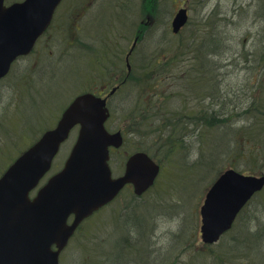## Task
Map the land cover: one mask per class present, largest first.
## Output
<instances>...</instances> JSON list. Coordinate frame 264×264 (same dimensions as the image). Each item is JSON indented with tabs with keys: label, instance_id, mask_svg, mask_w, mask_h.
<instances>
[{
	"label": "rangeland",
	"instance_id": "1",
	"mask_svg": "<svg viewBox=\"0 0 264 264\" xmlns=\"http://www.w3.org/2000/svg\"><path fill=\"white\" fill-rule=\"evenodd\" d=\"M15 1L22 0L7 3ZM183 6L190 10V22L182 34L174 35L172 21ZM158 10L154 24L139 37L142 39L136 47L134 76L147 80L152 75L150 62L155 63V59L167 52L172 55L181 52L180 67L173 70L175 77L168 76L162 86L152 82L148 87L143 81L132 79L112 96L109 105L112 117L107 125L111 132L133 133V121L148 106L155 87L169 94L164 115L179 112L190 117L186 118L187 122H197L193 118L210 111L213 101L207 95L218 100L225 91L231 104H241L245 100L244 91L263 73L264 58L260 57L264 54V0H159ZM148 13L146 0H65L58 16L64 19L61 29L57 31L54 27L35 54L20 61L12 75L0 81V158L10 165L15 156L10 157L12 152L4 151L3 146L12 144L20 154L21 148L28 147L55 126L58 117L78 95L104 86L110 87V93L112 87L124 80L128 71L120 70L116 62L122 61V57L126 61L141 30L140 22L146 20ZM69 17L74 23L79 20L78 24L69 25ZM219 38L221 53L214 56L207 50L208 44L216 45ZM202 61L208 64V72L203 74L194 67ZM31 66L37 71L31 80L24 81ZM209 69L213 70L209 72ZM177 73H181L180 80ZM205 76L211 79L204 81ZM198 79L208 83L204 84V90L195 85ZM231 104L228 110H232ZM151 122L149 115L142 125L152 126V131ZM188 130H174L172 138L161 143L155 142L153 136L136 133L121 150L113 152L110 165L114 176L123 174L130 155L147 150L162 166L161 175L145 196L136 197L132 188H128L114 203L86 221L61 253L60 264H134L133 260L137 264H153L145 250L139 254L138 250L145 246L138 249L135 245L133 250L126 243L129 239L136 243L137 232H145L146 228L152 242L151 254L164 259L160 264H220L221 256L225 264H264V242H260L259 253L254 245L239 252L229 250L237 229L246 221L253 219L252 227H256L249 236L259 224L263 228L264 192L246 208L235 231L210 249L203 247L200 210L209 188L218 178L217 168L225 170L231 161L217 156L202 168V139L190 134L179 143ZM78 132L79 128H75L61 147L51 175L63 168ZM149 133L147 127L146 134ZM208 153L213 155L211 150ZM236 169L242 171L241 167ZM261 171L264 173V160Z\"/></svg>",
	"mask_w": 264,
	"mask_h": 264
},
{
	"label": "water",
	"instance_id": "2",
	"mask_svg": "<svg viewBox=\"0 0 264 264\" xmlns=\"http://www.w3.org/2000/svg\"><path fill=\"white\" fill-rule=\"evenodd\" d=\"M4 2L0 0V78L9 74L19 57L33 51L62 0H25L10 7ZM187 22V9H181L173 21V32L178 34ZM136 45L137 40L132 50ZM110 115L106 99L91 93L78 96L58 125L0 178V264H60L62 251L85 219L129 184L139 197L154 185L160 166L145 152L130 156L124 174L113 177L110 148H121L124 137L121 131L107 130ZM76 126H80L78 138L64 168L32 198ZM263 190L264 175H245L235 169L222 173L201 207L203 243H218Z\"/></svg>",
	"mask_w": 264,
	"mask_h": 264
},
{
	"label": "trees",
	"instance_id": "3",
	"mask_svg": "<svg viewBox=\"0 0 264 264\" xmlns=\"http://www.w3.org/2000/svg\"><path fill=\"white\" fill-rule=\"evenodd\" d=\"M148 2H149L148 14L154 17V19H156L159 12L158 10L159 0H146V3ZM150 28L151 27H149V29ZM141 30L144 31L143 26H141ZM142 31H140L141 34L143 33ZM221 41L222 39L219 38L217 40L216 45H214L211 42L212 43L211 47L210 44L207 43L209 45V48H207V50L211 51L214 54V56H219L221 53L220 51V47L222 45ZM137 53L138 52L136 49L133 53V58H132L133 70L129 75H125V78L127 79V81H125V85L128 84V81L131 82L132 79H139L143 81V83L146 84L147 86L149 85V83L152 82L155 83L153 85L162 86L164 85V83H166L168 76L175 77L173 73L176 71L173 70H175L177 67H180L179 66L180 60L178 59V57L181 55V52L179 51L174 55L170 54V52H167L164 54L163 57H160L159 59L158 58L155 59V63L150 62L149 71H151L152 75L151 77H147L148 80L147 81L144 80L143 78L134 76L135 75L134 69H136L137 67L135 66V61L137 60L136 59ZM260 58L262 60L264 58V54ZM116 64L120 70H125V68L127 69L126 61L123 59V57H122V61L119 60L116 62ZM206 66L208 67V64L207 63L203 64V61L201 63L200 62L198 63V67L194 65L196 71L202 74L208 72ZM194 67H192V71ZM14 69H16V66ZM212 70L213 69H209V72H211ZM36 71L37 69L36 68L34 69L31 66V68H29V74L24 79V81L31 80L34 73H36ZM180 75L181 73L176 74V77L179 80L181 79ZM177 78H175V83H178ZM210 79L211 78L205 76L204 81L208 82ZM204 84L208 85V83H203L202 79H198L197 83L195 82V85L199 86V89H203V90L205 89ZM155 88L156 91L154 92L153 97L149 99L148 106L142 109L141 111L142 116L139 115L138 117V119L141 117L140 120L136 119V121H133L134 122L133 129H135L133 133L123 130L125 132L126 141L127 139L130 140L131 135L134 138L136 137V133H141L142 135L153 136L155 142L161 143L166 138L171 139L174 134V130L183 131L189 128L188 134L187 135L183 134L179 138L180 139L179 143L182 144L183 141H185V139L188 136H190V134L198 135L202 139L203 147L200 152V158H202V168H206V165H209L210 163L214 162L215 157L225 156L228 157L231 161L230 167L226 168L225 170L229 168L236 169L237 167H241L242 171L238 169L236 170L244 174L256 175L257 173H260L264 175V173H262L261 171L263 170V160H264V70L263 73L259 74L257 79L253 82L252 86L247 90H245L247 92L245 93L244 91L245 100L241 102V104L239 103L231 104L232 100L230 99L228 92L225 91L222 92L221 97H219L218 100L207 95L206 97L213 101L212 103H210V111L207 114H203L198 118H193L197 120V122H193V121L187 122L186 118L188 116L181 115L179 112H171L168 113V115L167 113H165L164 115L167 98L169 97V94L159 92L157 91L158 87ZM215 90L218 91L217 88H215ZM205 100L206 99H204V101ZM228 104L233 105L232 110H228L227 107ZM149 115L152 118V122H151V124H153L152 131H151L152 126L147 124L142 125L144 124L143 123L144 120L147 119ZM141 119H143L142 122ZM245 120L248 121L245 122ZM12 123L14 122L12 121ZM135 127H141V128L139 130H136ZM147 127H149L150 130L149 134H146ZM167 130L170 131V134L168 135L166 134ZM205 146L207 149H205ZM3 148L5 149L4 151L12 152L10 157L15 156L12 160H14L18 155V152L15 150V148L12 147V144L4 145ZM210 150L212 151L213 155H210L208 153V151ZM146 152L149 153V150H147ZM204 153L206 154H205V158L203 159ZM0 162H1L0 163V175H1L5 170V168H7L8 161L1 157ZM225 170L217 168L215 175H217L218 177ZM262 193H260L258 196L262 195ZM246 208L241 213L235 227L230 233H232L237 229V226L242 221L241 220L243 218L242 215L244 214ZM253 222H254L253 219L249 220V222L246 221L243 227L237 229L238 231L233 236L235 240L232 242L234 244L229 249L230 251L239 252L241 250L246 249L247 247L251 248L254 245L255 247L259 248V250L256 249V252L257 253L261 252L260 242L261 243L264 242V226L263 228H261L259 224L258 229H256L255 232L251 236H249L248 235L249 232L253 228H256V227H252ZM148 233H149V228L148 229L146 228L145 232L144 231L137 232L138 238L136 239V243L135 241H131L129 239L126 240L127 246H129L133 250L135 245L138 249L141 246H145V248L138 250L139 254L145 250V254L148 257V259L150 254V257L154 261L153 264H160V262L161 261L163 262L164 259L162 256L158 257L159 255L155 256L151 254L149 247L151 246L152 242ZM203 247L208 249L211 248L209 246H203ZM223 256L227 258V254H223ZM219 261L220 264H225L226 260H224V258L221 256V258H219ZM133 263L137 264V262L134 260ZM124 264H131V263H124Z\"/></svg>",
	"mask_w": 264,
	"mask_h": 264
},
{
	"label": "flooded vegetation",
	"instance_id": "4",
	"mask_svg": "<svg viewBox=\"0 0 264 264\" xmlns=\"http://www.w3.org/2000/svg\"><path fill=\"white\" fill-rule=\"evenodd\" d=\"M87 1H88V0H87ZM61 8H62V7H61ZM61 8H59V9L56 11V13H55V15H54L53 24H52V29L55 27L57 31H58L59 29H61L60 24H61V22H63V20H64V19L62 18V16L58 18ZM67 19H68V17H67ZM147 21H148V22H147ZM147 21L142 22V23H143V24H146L147 27H148V26H149V15H148ZM66 22H67V21H66ZM66 22H65V23H66ZM78 22H79V20H76V21H75L76 24H78ZM153 22H154V20H153ZM153 22H152V23H153ZM57 23H58V25H57ZM67 23H68V22H67ZM70 23H74V22H73V21L71 22L70 17H69V25H70ZM75 23H74V24H75ZM56 25H57V26H56ZM77 26H78V25H77ZM39 42H40V41H39ZM38 44H39V43H38ZM70 44H73V42H71ZM128 75H129V74H128ZM125 81H127V80H124V81L119 82V84H118L117 86L112 87V89L116 87L118 91L121 90V89L125 86ZM109 88H110L109 86H104L103 89H100V90H99V93H100L103 97H106V96H108ZM118 91H117V92H118ZM117 92L114 93V94H112V96L116 95ZM112 96H109V97H108V104H109V105H110V101H111ZM110 109H111V108H110ZM129 262H132V261L130 260Z\"/></svg>",
	"mask_w": 264,
	"mask_h": 264
}]
</instances>
